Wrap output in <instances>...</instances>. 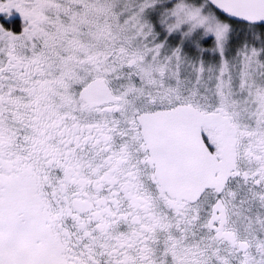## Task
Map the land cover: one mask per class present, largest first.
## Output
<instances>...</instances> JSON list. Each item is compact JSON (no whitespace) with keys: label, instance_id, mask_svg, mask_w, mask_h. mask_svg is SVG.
Segmentation results:
<instances>
[{"label":"snow or ice","instance_id":"snow-or-ice-1","mask_svg":"<svg viewBox=\"0 0 264 264\" xmlns=\"http://www.w3.org/2000/svg\"><path fill=\"white\" fill-rule=\"evenodd\" d=\"M0 14V264H264V0Z\"/></svg>","mask_w":264,"mask_h":264},{"label":"flooded vegetation","instance_id":"flooded-vegetation-1","mask_svg":"<svg viewBox=\"0 0 264 264\" xmlns=\"http://www.w3.org/2000/svg\"><path fill=\"white\" fill-rule=\"evenodd\" d=\"M0 23H3L6 27L12 28L13 30H18L20 25V18L18 14H14L13 17L5 19L4 14H0Z\"/></svg>","mask_w":264,"mask_h":264}]
</instances>
